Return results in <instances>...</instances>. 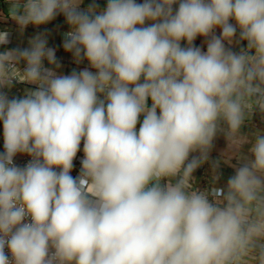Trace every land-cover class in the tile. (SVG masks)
Here are the masks:
<instances>
[{"label": "clouds", "instance_id": "clouds-1", "mask_svg": "<svg viewBox=\"0 0 264 264\" xmlns=\"http://www.w3.org/2000/svg\"><path fill=\"white\" fill-rule=\"evenodd\" d=\"M83 2L5 0L21 33L63 14L89 67L58 74L44 33L0 51V264H264V131H241L264 118V0ZM220 134L234 174L201 190Z\"/></svg>", "mask_w": 264, "mask_h": 264}, {"label": "crops", "instance_id": "crops-1", "mask_svg": "<svg viewBox=\"0 0 264 264\" xmlns=\"http://www.w3.org/2000/svg\"><path fill=\"white\" fill-rule=\"evenodd\" d=\"M93 0H84L81 4V9H86ZM137 2H142V0H137ZM95 3L99 5V8L103 9L106 6L107 0H95ZM178 7L174 5V8ZM8 17V4L5 3V0H0V31H8L9 32V43L4 46H0V51L5 49L12 50L16 48H27L29 47V40L33 38L38 33H44L47 38V47L54 48L56 50V58L58 62L61 64L59 69H56L58 74H71V72L75 69L77 71L82 70L83 68L89 67L88 62L84 60L81 64H76L74 58L71 53L66 52L63 49V40L64 33L70 31V26L66 23V19L63 14L58 15L53 21L46 25L34 26L29 25L27 28L21 33L19 31L18 25L12 21ZM217 32L219 30L217 29ZM196 46H202L204 50H206V44H204V38L198 37L195 41ZM183 46V43H182ZM241 47H246V42H241L239 45ZM232 49L234 51H238L239 47L234 43L232 45ZM46 67H48L47 60L44 61ZM21 69L25 67V64L21 62L19 65ZM95 71L94 69H90ZM35 86L27 83L14 82L13 87L9 89H3L4 92L12 97H22L25 93L26 89H33ZM150 105V101H149ZM142 119V118H141ZM259 130L264 131V118H262L261 114L257 112L251 122L246 123V125L242 128V132L245 134L251 135L252 132ZM250 144H246L243 147V152L245 154L248 153V149ZM227 149V142L223 134L217 136L214 141V147L209 154V160L204 163L205 169H197L194 173V186L199 187L201 190L209 187L211 184V178L213 175L212 172V164L220 160V167L218 171L222 174L221 180L217 184L218 187H223L226 185L227 179L234 174V169L230 167L228 164H225L223 161L225 159V152ZM3 149V134H2V123H0V152ZM83 155L82 151L78 153V156L81 158ZM21 154L17 155L18 160H20ZM231 164H237V160L233 157L230 161ZM80 164L75 162V168L73 170L72 175H74L75 170L79 167Z\"/></svg>", "mask_w": 264, "mask_h": 264}, {"label": "built area", "instance_id": "built-area-1", "mask_svg": "<svg viewBox=\"0 0 264 264\" xmlns=\"http://www.w3.org/2000/svg\"><path fill=\"white\" fill-rule=\"evenodd\" d=\"M29 160H30V157H28L27 155H21L20 160H18L17 156L14 158V162H15L18 166H21V167H23L24 165H26V163H27ZM76 161L78 162V164H80V163H79V161H80V157H79V156H77V160H76ZM79 167H80V165H79ZM79 167L75 170V173H74L73 176H76V175L78 174V172H79ZM198 169H205V164H203V165H202L200 168H198Z\"/></svg>", "mask_w": 264, "mask_h": 264}]
</instances>
